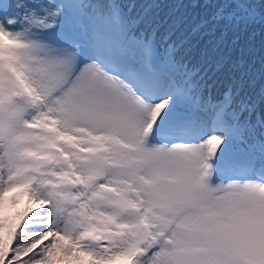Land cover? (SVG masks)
<instances>
[{"label":"snow or ice","instance_id":"obj_1","mask_svg":"<svg viewBox=\"0 0 264 264\" xmlns=\"http://www.w3.org/2000/svg\"><path fill=\"white\" fill-rule=\"evenodd\" d=\"M160 6L0 0V264H264V0Z\"/></svg>","mask_w":264,"mask_h":264},{"label":"trees","instance_id":"obj_2","mask_svg":"<svg viewBox=\"0 0 264 264\" xmlns=\"http://www.w3.org/2000/svg\"><path fill=\"white\" fill-rule=\"evenodd\" d=\"M175 2H177V0H120V3H122L125 6V11L128 10L129 5H133V4L135 5L131 13L133 16L139 13H142L146 5L151 4V3H158L161 6L159 8L152 9V12L155 14H158L161 18H166L169 13L174 11L171 5ZM179 11L184 12L185 10L180 9ZM245 39H247V37H245ZM262 42H264V33H262L260 28L257 26L255 28V37H254V40L252 41V44L256 52L255 60H256L257 68H259V56L261 54ZM191 62L193 65H198L199 63V57L195 53H193L191 56ZM203 70H206L208 73V76L211 78L208 80V83L215 85L214 88L212 89L213 94L214 95L221 94L224 90L223 75L221 73L215 72V69L213 66L205 65ZM259 86H260V83L258 82L257 90L259 89Z\"/></svg>","mask_w":264,"mask_h":264}]
</instances>
